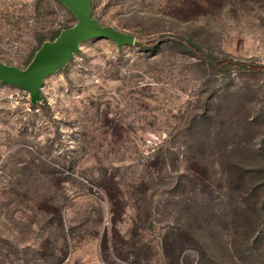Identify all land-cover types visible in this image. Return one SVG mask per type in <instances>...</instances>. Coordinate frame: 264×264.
Instances as JSON below:
<instances>
[{
  "label": "rangeland",
  "instance_id": "374dc122",
  "mask_svg": "<svg viewBox=\"0 0 264 264\" xmlns=\"http://www.w3.org/2000/svg\"><path fill=\"white\" fill-rule=\"evenodd\" d=\"M91 7L135 43L86 40L36 101L0 79V264H264V0ZM76 23L0 0V60Z\"/></svg>",
  "mask_w": 264,
  "mask_h": 264
},
{
  "label": "water",
  "instance_id": "95a60500",
  "mask_svg": "<svg viewBox=\"0 0 264 264\" xmlns=\"http://www.w3.org/2000/svg\"><path fill=\"white\" fill-rule=\"evenodd\" d=\"M77 17V23L63 30L56 40L46 42L38 50L27 69L3 63L0 60V79L30 92L33 101L40 98L39 91L47 76L63 68L80 48L91 38H109L118 47L132 45L135 36L103 25L92 14L91 0H61Z\"/></svg>",
  "mask_w": 264,
  "mask_h": 264
},
{
  "label": "trees",
  "instance_id": "16d2710c",
  "mask_svg": "<svg viewBox=\"0 0 264 264\" xmlns=\"http://www.w3.org/2000/svg\"><path fill=\"white\" fill-rule=\"evenodd\" d=\"M60 34H58V35H56V37L53 39V41L54 40H56L57 39V37L59 36ZM44 43H46V42H44ZM43 43V44H44ZM190 44H191V46L192 47H194V51L195 52H197V53H199L200 54V56H201V58L203 59V60H205L211 67H213V68H215V69H221V66L223 65V64H225V63H233L234 62V60L233 59H231V58H223V59H218V58H213V57H211L210 55H208V54H206V53H204L203 51H202V47L201 46H199L198 44H196L195 42H193V41H190ZM43 46V45H42ZM41 46V47H42ZM40 47V48H41ZM240 65H243V66H246L247 68H251V69H253V70H260V71H264V66L262 65H256V64H253V63H247V62H238Z\"/></svg>",
  "mask_w": 264,
  "mask_h": 264
}]
</instances>
